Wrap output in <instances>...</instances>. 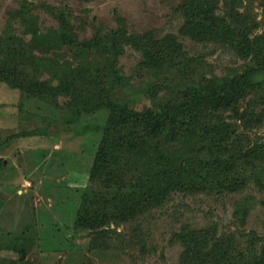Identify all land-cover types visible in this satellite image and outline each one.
Returning <instances> with one entry per match:
<instances>
[{"label": "rangeland", "instance_id": "rangeland-1", "mask_svg": "<svg viewBox=\"0 0 264 264\" xmlns=\"http://www.w3.org/2000/svg\"><path fill=\"white\" fill-rule=\"evenodd\" d=\"M184 2L0 0V42L12 38L14 44L21 45L24 58L20 56L15 64L26 83L33 82L35 90L45 83L52 91L51 98L44 101L0 82V243L7 237L28 241L24 259L7 255L4 249L0 251V263L186 264L185 242L189 238L217 251L224 243L241 246L251 234L264 240L263 167L236 192L201 188L173 192L161 207L140 214L137 221L109 225L111 231L99 240L90 231L75 229L79 192L90 184L89 172L108 113L103 107L77 109L72 97L58 86L70 70L82 63L73 48L54 44L52 37L64 26L59 22V12L53 9L67 15L64 24L78 43H92L110 32L121 34L115 65L131 88H118L107 96L114 102H129L131 109L139 112L153 106L151 98L141 92L153 72L143 64V50L149 44L140 46V37H173L181 49L178 60L201 56L218 77L254 64L253 57L242 59L236 50L215 49L210 43L184 36ZM21 9L36 17L37 32L49 38L48 44L39 47L22 27ZM239 14H245L244 20H248L247 27L239 28L240 33L251 28L250 39L264 34V0L217 2L218 19L231 20ZM237 50L242 52L241 48ZM96 56L95 51L85 53L86 60L101 62ZM36 64L37 68L31 67ZM162 95L160 92L158 97ZM256 102L257 97L251 95L240 107L220 114L230 125L234 139L242 135L249 145L264 144V114L258 112Z\"/></svg>", "mask_w": 264, "mask_h": 264}, {"label": "trees", "instance_id": "trees-1", "mask_svg": "<svg viewBox=\"0 0 264 264\" xmlns=\"http://www.w3.org/2000/svg\"><path fill=\"white\" fill-rule=\"evenodd\" d=\"M218 1L185 0L181 7L182 34L210 43L215 49L236 50L242 59L253 57L254 64L218 77L201 56H184L178 60L181 49L173 37H140V46L149 44L146 50L141 49L143 64L153 72L141 92L151 98L153 106L139 112L131 109L129 102H114L107 96L118 88H131L115 65L121 34L110 32L107 36L98 35L100 38L92 43H78L68 24H64L67 15L53 9L59 12V22L64 26L52 37L54 44L73 48L82 63L70 70L58 86L72 97L77 109L103 107L108 113L89 172L90 184L79 192L75 229L90 231L99 240L111 231L109 225L117 227L137 221L140 214L161 207L173 192L197 191L194 188L236 192L249 182L253 173L264 168V144L249 145L242 135L234 139L230 125L220 115L221 111L240 107L251 95L257 97L255 105L264 114V34L250 39L251 28L244 34L239 32L240 27L248 26L245 14L231 20L218 19L215 16ZM19 14L20 24L27 28L35 43L39 47L48 44L49 38L37 32L36 17L24 9ZM92 51L101 62L85 59V53ZM0 56L1 83L30 98L44 101L51 98L47 84L42 83L35 90L34 83H26L18 70L15 61L22 56L21 45L14 44L12 38L1 41ZM31 67L35 69L37 64ZM160 92L163 95L158 97ZM249 238L241 246L224 243L220 251L201 245L196 238L186 239L185 263L264 264L263 238L256 234ZM27 248L28 241L24 238L7 237L0 243V251L5 249L7 255L19 258Z\"/></svg>", "mask_w": 264, "mask_h": 264}, {"label": "water", "instance_id": "water-1", "mask_svg": "<svg viewBox=\"0 0 264 264\" xmlns=\"http://www.w3.org/2000/svg\"><path fill=\"white\" fill-rule=\"evenodd\" d=\"M24 257H25V253H22V256H21L20 260L24 259Z\"/></svg>", "mask_w": 264, "mask_h": 264}]
</instances>
